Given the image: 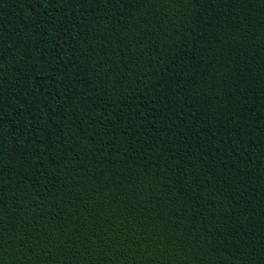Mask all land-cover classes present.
<instances>
[{
  "label": "trees",
  "instance_id": "obj_1",
  "mask_svg": "<svg viewBox=\"0 0 264 264\" xmlns=\"http://www.w3.org/2000/svg\"><path fill=\"white\" fill-rule=\"evenodd\" d=\"M0 264H264V0H0Z\"/></svg>",
  "mask_w": 264,
  "mask_h": 264
}]
</instances>
